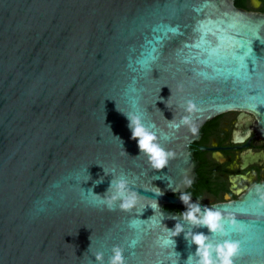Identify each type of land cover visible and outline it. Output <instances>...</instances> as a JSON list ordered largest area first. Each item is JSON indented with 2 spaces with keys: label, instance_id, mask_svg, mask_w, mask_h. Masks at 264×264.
I'll return each instance as SVG.
<instances>
[{
  "label": "water",
  "instance_id": "obj_1",
  "mask_svg": "<svg viewBox=\"0 0 264 264\" xmlns=\"http://www.w3.org/2000/svg\"><path fill=\"white\" fill-rule=\"evenodd\" d=\"M227 111L252 114L264 136V11L234 0H0V264H95L98 251L107 264L113 245L126 264H185L196 245L184 233L209 229L164 205L185 206L171 193L194 180L190 143ZM124 113L175 153L164 169L140 153ZM113 176L138 193L131 210L86 194L103 195ZM200 204L222 214L209 242L237 241L233 264H264V182ZM177 222L180 256L163 243Z\"/></svg>",
  "mask_w": 264,
  "mask_h": 264
},
{
  "label": "flooded vegetation",
  "instance_id": "obj_2",
  "mask_svg": "<svg viewBox=\"0 0 264 264\" xmlns=\"http://www.w3.org/2000/svg\"><path fill=\"white\" fill-rule=\"evenodd\" d=\"M236 6L264 11V0H234ZM194 180L181 191L193 201L211 205L236 199L252 185L264 182V136L256 118L246 112L227 111L206 120L190 143ZM166 206L175 207L174 210ZM179 213L185 206L165 204Z\"/></svg>",
  "mask_w": 264,
  "mask_h": 264
},
{
  "label": "clouds",
  "instance_id": "obj_3",
  "mask_svg": "<svg viewBox=\"0 0 264 264\" xmlns=\"http://www.w3.org/2000/svg\"><path fill=\"white\" fill-rule=\"evenodd\" d=\"M186 110L188 112L194 110V106L191 102H189ZM125 115L129 121L128 126L131 129L132 138L137 140L140 153H143L148 158L153 169L157 171L164 169L169 159L174 157L175 153L171 150H166L158 142L156 133L143 124L139 115L134 113H127ZM188 123L189 118L185 116L180 122L175 123V127L179 128L181 124ZM191 131L196 133L197 128L192 126ZM102 179L101 177L96 183L101 182ZM187 183H191V181H187ZM157 189L158 191L155 195H162L161 190L158 187ZM86 194H90L94 198H99L109 210H112L117 202H119V208L121 210H131L138 203L139 199L138 193L130 188L126 178H117L114 176L103 195L94 193L91 188L86 191ZM179 199L186 206L185 210L180 212V216L184 221H187L195 227L206 226L210 234L217 231L223 232L222 214L220 210L213 206H202L199 202L193 203L191 195L188 193H182ZM165 228L171 233V236L165 240L171 241L174 252L180 256V254L175 251L176 242L173 237L184 232V225L177 222L174 228L169 229L166 226ZM210 234L194 231L184 233L185 239L189 241L190 244L196 245L195 253H190L188 255L185 264H233V257L236 256L239 251V243L237 241L225 239L222 242L213 244L209 242ZM164 245L166 246V244ZM111 253L112 254L108 257L107 264H126L124 249L121 246L113 245ZM94 257L95 264H105L103 252L98 251L94 253Z\"/></svg>",
  "mask_w": 264,
  "mask_h": 264
},
{
  "label": "snow or ice",
  "instance_id": "obj_4",
  "mask_svg": "<svg viewBox=\"0 0 264 264\" xmlns=\"http://www.w3.org/2000/svg\"><path fill=\"white\" fill-rule=\"evenodd\" d=\"M244 48H246V46L245 45H242V50H244ZM152 207L154 208L155 206L153 205ZM233 231H234V229H233ZM164 244L169 245V244H171V241L164 240Z\"/></svg>",
  "mask_w": 264,
  "mask_h": 264
},
{
  "label": "trees",
  "instance_id": "obj_5",
  "mask_svg": "<svg viewBox=\"0 0 264 264\" xmlns=\"http://www.w3.org/2000/svg\"><path fill=\"white\" fill-rule=\"evenodd\" d=\"M166 208H168V209H170V210H174L175 209V207H170V206H166ZM182 212V211H181Z\"/></svg>",
  "mask_w": 264,
  "mask_h": 264
}]
</instances>
